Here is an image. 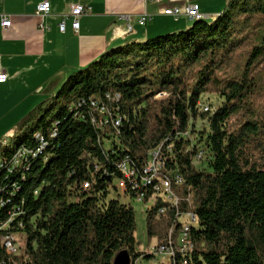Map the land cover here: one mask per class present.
Returning a JSON list of instances; mask_svg holds the SVG:
<instances>
[{
    "label": "trees",
    "instance_id": "1",
    "mask_svg": "<svg viewBox=\"0 0 264 264\" xmlns=\"http://www.w3.org/2000/svg\"><path fill=\"white\" fill-rule=\"evenodd\" d=\"M159 93L168 97L159 101ZM206 95L220 96L222 105L202 111ZM83 98H95L107 113L105 131L98 120L78 117H94ZM198 120L208 131L195 128ZM20 126L25 135L15 134L14 149L0 142V156L35 150L0 163V226L19 205L3 237L21 234L25 245L14 260L0 232V264H113L123 251L133 264L156 257L136 250L133 208L106 199L114 179H129L118 160L130 155L144 165L161 155L167 139L195 218L187 223L195 243L190 264H264V0H229L213 23L195 20L188 30L104 54ZM38 133L48 141L41 145ZM192 133L196 145L187 141ZM199 148L205 156L195 167ZM97 165L115 175L108 181L98 174L93 188L82 190ZM157 167L167 169V160ZM154 188L160 179L149 177L141 194ZM154 203L166 211L159 219L154 208L147 212L149 238L159 246L172 234L175 201L154 191ZM173 250L167 264H181V251Z\"/></svg>",
    "mask_w": 264,
    "mask_h": 264
},
{
    "label": "crops",
    "instance_id": "2",
    "mask_svg": "<svg viewBox=\"0 0 264 264\" xmlns=\"http://www.w3.org/2000/svg\"><path fill=\"white\" fill-rule=\"evenodd\" d=\"M43 1L51 4L44 29L35 16ZM193 3L209 19L227 8L229 0H0V71L8 76L0 84V126L15 118L16 124L21 123L36 106L55 95L62 83L104 54L129 43L143 44L188 30L193 22L185 16V9ZM72 4H82L91 12L79 18L78 32L69 20L66 32L61 33V17ZM174 8L181 12L179 19L165 15ZM144 13L151 20L141 26ZM2 15L10 17L9 29L3 28ZM125 16L131 17V31Z\"/></svg>",
    "mask_w": 264,
    "mask_h": 264
},
{
    "label": "built area",
    "instance_id": "3",
    "mask_svg": "<svg viewBox=\"0 0 264 264\" xmlns=\"http://www.w3.org/2000/svg\"><path fill=\"white\" fill-rule=\"evenodd\" d=\"M90 12L91 9L82 4L69 5L67 11L64 13V15H62L61 21L58 25L60 32H66V26L69 20H72V27L76 32H78L80 28L79 18L89 14ZM50 14L51 4L49 1H43L37 5L35 16L41 21V27L43 29V22L47 17L50 16ZM165 15H170L175 19H179L181 17V12L178 8H174L165 11ZM185 16L191 21L193 17L204 15L200 11V6L197 3H193L186 7ZM1 19L3 28L9 29L12 26V21L10 20L9 16L2 15ZM124 19L128 21V31H131V17L125 16ZM150 20L151 16L147 13H144L139 19V24L141 26H146ZM7 80V74L0 71V84H5ZM165 96L166 94H163L159 96V98ZM107 100L109 102V97H107ZM82 105H92L94 108V117H87L85 114H81V116L78 117L90 120H98V126L101 128V131H105L107 129L105 127V115L107 113H104V109H100L97 107L95 98H83ZM82 105H80V107H82ZM199 106L202 111H213V108H211L210 106L203 105L201 103L199 104ZM36 136H39V140H41V145L48 141L47 137L40 133H38ZM180 136L183 137V133H181ZM32 150L35 149H30L29 147H27L23 150V152H20L14 158H2V156H0V163L2 161H10L12 163L15 161L18 155L24 154L25 151ZM204 156V151L199 148L197 150L198 164H200V162L204 159ZM157 160H167V169H159L157 167ZM118 161H120L121 163V168H125L129 172V179H120V187L125 193L130 194L132 196L133 189H140V196L133 197H135L136 200L140 203L149 204V208H154V214L156 218L159 219L161 216L165 215L166 211H164V209L159 208V206L154 203V191H161L165 195H167L168 198H172L175 201V210L173 211L174 221L172 224V234L170 238L164 240V243L162 245H157L153 248L152 255L163 256L168 259V249L176 248V251H181V264H190V257L195 252V243L191 236L192 231L187 230V223H193V221L190 215L188 214L189 199L187 196V191L180 190L175 176V169L172 168V164L175 163L173 143L169 141V139H167L166 147L161 153V155H159L157 158H148L144 165L138 164V162L133 160L130 155H126ZM98 174H101L100 176H103L104 179L110 178L111 180L113 178V175H115V173L111 174L106 168L97 165L95 167V172L91 176L92 180H87L82 183V190L89 191L91 188H93L96 182L95 179L97 178ZM149 177H158V179H160V188H154L152 195H143L141 194V183L147 181ZM20 212H22L21 207L19 205L14 206V211L11 214L9 221L0 226L2 242L9 248L10 251H12V257L14 258V260L15 257L21 254L22 248L25 245V241L23 238H19V236H17L12 231H10V237H3V229H8L9 224L14 221L15 217L17 216V214H20ZM16 264L20 263L16 260Z\"/></svg>",
    "mask_w": 264,
    "mask_h": 264
},
{
    "label": "rangeland",
    "instance_id": "4",
    "mask_svg": "<svg viewBox=\"0 0 264 264\" xmlns=\"http://www.w3.org/2000/svg\"><path fill=\"white\" fill-rule=\"evenodd\" d=\"M225 10L226 8L222 10L221 13H224ZM219 15L216 14L213 17L209 19H205V20L207 22L213 23L219 18ZM63 85L64 83H62V85L59 87L56 94L61 90ZM157 95L155 96V99L159 101H162L168 97V94H166V96L162 98H159V96H161L162 94L159 93ZM222 101L223 99L217 95H206V96H203L200 100L201 104L211 106L214 110L219 108L222 105ZM14 120L15 121L10 120L11 121L10 124L6 123L5 125L0 126V142L4 140H8V144L11 146L12 149H14L16 144L19 142V140L14 139V136L21 129L20 123L16 124V121L18 120V118H15ZM195 126H196L195 128L199 131H203V130L208 131L209 129L208 122L203 121V120L195 121ZM25 133H26V129L22 132H19L18 136L23 137ZM183 134H186V133H183ZM187 141L189 142V144H192L191 141H193L195 145L198 142L196 139V135L194 133L191 134L190 139H187ZM193 165L196 167L199 164L193 163ZM111 200H118L120 203L133 208L136 214V225H137L136 234H135L136 241H137L136 250L138 253H141L144 255L152 254L153 248L157 246V240L155 238L150 239L148 235V231H147V217H148L147 212H148L150 205L140 203L139 201L136 200L135 197H133L130 194L125 193L123 189L120 187L119 179H114V181L110 184V187L108 189V198L106 199V202H109ZM192 221L194 223L195 218L192 219ZM170 233H171V229H169L168 235ZM17 236H19V238L25 239L21 234H17ZM142 257L137 261L136 264H167V262H169V258L167 259L163 256H156L150 259H145L144 256Z\"/></svg>",
    "mask_w": 264,
    "mask_h": 264
},
{
    "label": "water",
    "instance_id": "5",
    "mask_svg": "<svg viewBox=\"0 0 264 264\" xmlns=\"http://www.w3.org/2000/svg\"><path fill=\"white\" fill-rule=\"evenodd\" d=\"M107 180L110 181L111 179L108 178ZM113 264H133L132 257L129 252L123 251L115 257Z\"/></svg>",
    "mask_w": 264,
    "mask_h": 264
},
{
    "label": "bare ground",
    "instance_id": "6",
    "mask_svg": "<svg viewBox=\"0 0 264 264\" xmlns=\"http://www.w3.org/2000/svg\"><path fill=\"white\" fill-rule=\"evenodd\" d=\"M203 18H205L206 19V17H204V16H197V17H193L192 18V22H195V20H201V19H203ZM187 230L189 231V228H187ZM6 246V245H5ZM7 247V246H6ZM7 249L9 250V248L7 247ZM173 248H169L168 249V258H170V256H172L173 255ZM175 253V252H174ZM175 255V254H174Z\"/></svg>",
    "mask_w": 264,
    "mask_h": 264
}]
</instances>
